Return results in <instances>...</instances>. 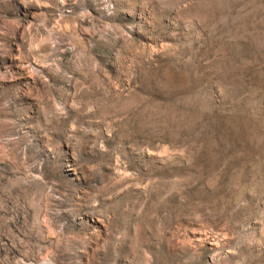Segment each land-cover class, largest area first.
<instances>
[{"label": "rangeland", "instance_id": "374dc122", "mask_svg": "<svg viewBox=\"0 0 264 264\" xmlns=\"http://www.w3.org/2000/svg\"><path fill=\"white\" fill-rule=\"evenodd\" d=\"M0 264H264V0H0Z\"/></svg>", "mask_w": 264, "mask_h": 264}]
</instances>
